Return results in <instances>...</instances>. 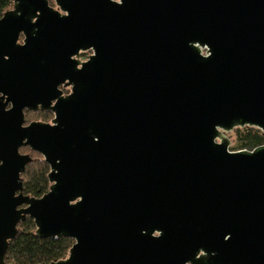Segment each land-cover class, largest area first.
Masks as SVG:
<instances>
[{
    "label": "water",
    "instance_id": "obj_1",
    "mask_svg": "<svg viewBox=\"0 0 264 264\" xmlns=\"http://www.w3.org/2000/svg\"><path fill=\"white\" fill-rule=\"evenodd\" d=\"M56 2L0 18V264L28 216L74 239L39 264H264V144L226 134L264 132V0ZM22 147L50 166L41 197Z\"/></svg>",
    "mask_w": 264,
    "mask_h": 264
},
{
    "label": "trees",
    "instance_id": "obj_2",
    "mask_svg": "<svg viewBox=\"0 0 264 264\" xmlns=\"http://www.w3.org/2000/svg\"><path fill=\"white\" fill-rule=\"evenodd\" d=\"M13 5V0H0V18L4 12ZM28 115V114H27ZM44 117L48 114L42 113ZM239 148L252 150L264 144V132L254 126L239 127L237 131ZM27 165L22 174L24 180V193L32 197H41L49 191L51 182L49 179L50 166L43 155ZM74 244V239L67 236L42 238L36 234V224L32 217L28 216L18 225L17 236L10 241L5 259L11 264H39L50 263L64 259L69 255Z\"/></svg>",
    "mask_w": 264,
    "mask_h": 264
},
{
    "label": "flooded vegetation",
    "instance_id": "obj_3",
    "mask_svg": "<svg viewBox=\"0 0 264 264\" xmlns=\"http://www.w3.org/2000/svg\"><path fill=\"white\" fill-rule=\"evenodd\" d=\"M114 1L121 2V0H114ZM49 3H50V5L52 7H54L55 9L61 11V9H60L59 5L57 4L56 0H49ZM12 6L10 8H12ZM24 38H25V35L23 33H21L19 42L22 43ZM79 54L80 55H75L74 58L80 61V63L78 64V67H82V63L88 61L89 57L94 54V49L93 48L80 49L79 50ZM59 89L62 91V95H64V96H66V95H68V94H70L72 92V86L71 85H67L66 83L61 84L59 86ZM55 101L56 100L53 101V104L55 103ZM29 113H39L40 115H42V113H46V114H48V117L50 115H53V118L55 117V113L53 111H51V110H46V109H41V108H39L37 110H28V109H26L25 110L26 124H27V114H29ZM53 118H52V120H53ZM52 120L50 122H52ZM36 121H42V120H36ZM43 122H48V121H43ZM155 235H159V232L156 231ZM197 255L198 256L207 255V252L204 249H201L198 252ZM186 264H191V262H187Z\"/></svg>",
    "mask_w": 264,
    "mask_h": 264
},
{
    "label": "rangeland",
    "instance_id": "obj_4",
    "mask_svg": "<svg viewBox=\"0 0 264 264\" xmlns=\"http://www.w3.org/2000/svg\"><path fill=\"white\" fill-rule=\"evenodd\" d=\"M52 118H53V115H50L49 117H44V116L40 115L39 113H29L27 115V124L32 122V121H36V120H42V121L50 122L52 120ZM238 128L239 127H235L233 130L226 133L231 140L230 150H233V151L241 150V148H239L240 146H239V143L237 141L238 140V136H237ZM21 152L24 154L30 153L35 158L39 157V155L37 153L32 152L29 148H23L21 150Z\"/></svg>",
    "mask_w": 264,
    "mask_h": 264
}]
</instances>
